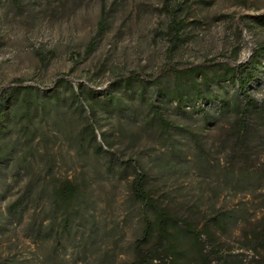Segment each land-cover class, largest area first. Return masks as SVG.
Listing matches in <instances>:
<instances>
[{
  "label": "rangeland",
  "instance_id": "374dc122",
  "mask_svg": "<svg viewBox=\"0 0 264 264\" xmlns=\"http://www.w3.org/2000/svg\"><path fill=\"white\" fill-rule=\"evenodd\" d=\"M263 15L264 0H0V92L21 85L50 93L60 85L57 80L66 77L59 100L45 97L46 106L29 130L8 126L7 159L0 167V213L23 199L28 186L40 192L50 178L70 182L88 204L83 219L91 229L71 231L73 241L57 248V254L91 256L89 264H98L96 256H115L116 264H131L146 210L132 197L131 165L127 178L112 176L105 171L104 158L92 153L86 133L93 123L96 142L102 143L105 136L120 166L135 162L142 168L150 197L195 230L213 215L237 210L242 204L250 224L245 225L253 227L261 221L263 225L264 114L252 122L244 146L236 148L232 120L204 122L201 111L190 112L191 105L181 109L189 111L183 114L175 103H158L157 95L155 101L147 87L145 96L176 128L164 132L152 123L146 102L137 94L127 99L130 95L114 85L136 72L157 76L165 87L171 83L170 67L246 63L264 45V25L257 21ZM262 65L247 93L264 106V61ZM70 87L75 94L91 89L100 100L107 93L130 104L120 112L110 107L89 117L88 99L81 104ZM193 107L205 112L215 104L198 102ZM178 150L180 163L174 158ZM201 160L207 163L205 170ZM161 165L173 169L161 174ZM231 175L244 179V189L225 183ZM45 204L41 195L38 208L33 211L30 206L20 224L17 216L9 221L0 218V264L35 261L40 252L48 256L49 249L36 250L39 244L32 242L28 232L29 224H46ZM215 232L225 244L224 256L227 250L242 253L243 264H248L251 253L238 250L236 229ZM92 235L98 241L95 248L88 244ZM65 237L59 244L67 242ZM258 256L264 258V249Z\"/></svg>",
  "mask_w": 264,
  "mask_h": 264
},
{
  "label": "trees",
  "instance_id": "16d2710c",
  "mask_svg": "<svg viewBox=\"0 0 264 264\" xmlns=\"http://www.w3.org/2000/svg\"><path fill=\"white\" fill-rule=\"evenodd\" d=\"M257 21L264 25V15ZM177 34L174 31V35ZM263 61L264 45L254 50L248 62L239 63L236 66L212 64L185 69L170 67L167 71L170 72L171 83L165 87L157 82V76L143 77L136 72L119 78L114 85L117 86L116 89L123 91V94L130 95L127 99H131L137 94L139 99L146 102L153 114L152 123L155 122L164 132L176 128L171 122L162 118L160 108L151 103V97L145 96L147 87H151L153 98L157 95L158 103L159 101L175 103L176 109L180 111L191 105L192 110L190 112L201 111L200 115L204 122L217 124L222 120H232V139L237 148L244 146V140L248 136L252 122L264 114L263 104H258L247 93V88L260 74ZM64 78L66 77L62 76L57 80L55 84L60 85L53 88L50 93L48 90L39 93L36 89L21 85L9 87L0 92V167L7 159L4 155V149L6 147V134L10 131L8 126L12 125L17 126L20 130H29L28 125L35 116H38L39 110L46 106L44 98L46 97L48 101L50 99L59 100L61 94L59 87L66 85ZM135 83L139 90L137 87H132ZM225 84L228 86L226 87ZM225 88L229 89V95L226 94ZM71 93L80 100L81 104H83L85 97L88 99L89 117L93 116L99 109L116 107L117 111L120 112L122 107L125 106L126 108L130 104L129 100L122 101L120 98L108 96L107 93L100 100L99 93L91 89L75 94L71 88ZM198 102H213L215 108L205 112L201 108L194 110L193 106ZM181 113L185 114L189 111L182 110ZM130 119L132 121V118ZM261 125L264 126V123ZM86 135L89 136L92 153L104 158L105 171L110 175H120L127 178L126 169L129 165L133 169L130 181L131 194L146 212L143 216L140 236L134 243V256H132L131 264H243L246 259L242 253L233 255L227 250L228 254L224 256L222 248L225 244L217 236V231L215 232V230H219L220 233H225L232 229H236L238 232V250L251 253L247 263L264 264V258L258 256L259 250L264 249V224L262 225L261 221V225L253 227L245 225V223L250 224L245 218L243 204L237 210L213 215L206 222V225L197 231L193 226L187 225V220H180L176 214L150 197L147 191V174L142 168L135 162H125L126 166H120L121 160L118 154L111 150V144L105 136H102V143L96 142L93 123L88 125ZM191 141L193 142L192 139ZM178 153L174 157L177 162L182 160L181 151ZM5 154L7 153L5 152ZM206 166L207 163L201 160L200 167L205 170ZM169 167L173 169L172 165H168L166 169L165 166L161 165L159 172L162 174ZM240 176L244 178V171L240 173ZM228 178L224 180L227 185H231L233 189L238 187L244 189V179L240 180L233 175L228 176ZM52 181L54 184L50 187ZM49 182L43 184L40 192L32 190L28 186L23 199L9 205L4 215L0 213V218L4 221H9L17 216V223L20 224L24 213L28 211L30 206L35 211L41 201V195H44L46 207L43 210V219L46 224H39L38 226L29 224L28 232L32 242L39 244L36 250L41 251L42 248H47L49 249V253L46 254L48 256L40 252L42 256H37L35 261L8 260L6 264H74L76 262L89 264V257L91 256L84 254L74 257L59 256L56 251L57 248H66L73 241L69 237L71 231L91 229L89 222L83 219L88 204L80 197L78 189L70 182H59L51 178ZM65 235L67 242L59 244L60 239ZM94 237L92 235L88 240V244L92 248H95L98 242ZM95 261L98 264H116L115 256H96Z\"/></svg>",
  "mask_w": 264,
  "mask_h": 264
}]
</instances>
